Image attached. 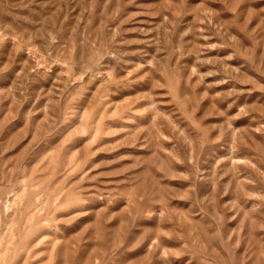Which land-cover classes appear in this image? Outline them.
Returning <instances> with one entry per match:
<instances>
[{
  "label": "rangeland",
  "instance_id": "rangeland-1",
  "mask_svg": "<svg viewBox=\"0 0 264 264\" xmlns=\"http://www.w3.org/2000/svg\"><path fill=\"white\" fill-rule=\"evenodd\" d=\"M0 264H264V0H0Z\"/></svg>",
  "mask_w": 264,
  "mask_h": 264
}]
</instances>
